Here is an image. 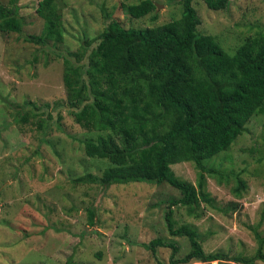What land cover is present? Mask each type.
Here are the masks:
<instances>
[{"label": "rangeland", "instance_id": "374dc122", "mask_svg": "<svg viewBox=\"0 0 264 264\" xmlns=\"http://www.w3.org/2000/svg\"><path fill=\"white\" fill-rule=\"evenodd\" d=\"M153 1L159 4L154 13L133 18L125 6L139 0H56L62 40L41 45L23 38L43 28L35 10L38 0H0L3 8L18 6L22 20L19 33L0 30V264L199 263L171 262L191 247L186 236L167 230L169 200L180 195L169 184L131 182L104 188L73 180L87 172L100 174L110 164L87 155L84 146L87 138L109 131L82 127L69 112L67 93L79 74L62 56L96 45L106 25L105 12L125 28L180 17L178 0ZM193 5L198 30L213 35L230 54L264 26V0H229L220 10L208 8L203 0H193ZM33 56L37 62L29 63ZM23 111L26 120L20 119ZM246 127L227 149L203 160L206 169L216 171L204 172V191L212 205L200 201L196 215L184 205L172 207L175 226L195 227L205 253L228 255L212 264H242L232 258L251 257L258 246L255 231L264 236V114L251 117ZM171 169L197 184L193 162L175 163ZM238 180L244 183L240 190ZM88 210L95 213L92 222ZM156 238L178 247L172 258L168 246L151 250L144 245Z\"/></svg>", "mask_w": 264, "mask_h": 264}, {"label": "trees", "instance_id": "16d2710c", "mask_svg": "<svg viewBox=\"0 0 264 264\" xmlns=\"http://www.w3.org/2000/svg\"><path fill=\"white\" fill-rule=\"evenodd\" d=\"M55 1L38 0L35 10L43 18V28L39 34L23 36L25 41L47 45L62 40ZM203 1L213 10L226 9L229 3ZM177 2L180 17L143 28H125L105 12L106 25L96 37V45L89 51L84 48L68 52L70 57L62 56L70 70L79 74L77 85L67 93L69 112L82 127L93 125L98 132L109 131L87 138L84 146L87 155L107 159L110 164L100 174L87 172L73 180L104 188L131 182L169 184L180 195L169 200L164 215L167 230L171 235L186 236L191 247L171 262L196 259V264H212L228 255L205 253L195 227L175 226L172 207L184 205L196 215L200 201L212 205L213 199L204 191V172L216 171L206 169L203 160L227 149L247 130L251 117L264 114V26L230 54L213 35L198 30L200 18L193 0ZM155 9L153 0L125 6L133 18ZM17 10L16 5L14 9L0 6L1 31L21 32ZM37 58L33 56L29 63H36ZM25 113L20 119H27ZM38 123L42 125L41 120ZM185 161L193 162L199 171L196 185L171 169L172 164ZM243 186L238 180L237 190ZM88 213L92 222L95 213ZM255 237V253L248 258L238 255L234 261H264V236L255 231ZM144 245L151 250L155 245L168 246L171 258L178 250L160 238Z\"/></svg>", "mask_w": 264, "mask_h": 264}, {"label": "water", "instance_id": "95a60500", "mask_svg": "<svg viewBox=\"0 0 264 264\" xmlns=\"http://www.w3.org/2000/svg\"><path fill=\"white\" fill-rule=\"evenodd\" d=\"M154 2V1H153ZM154 4L156 5V9L159 7V4L154 2Z\"/></svg>", "mask_w": 264, "mask_h": 264}]
</instances>
